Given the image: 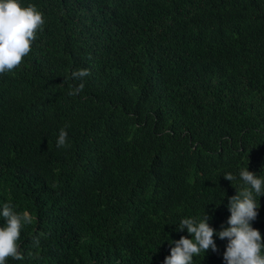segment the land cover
<instances>
[{
    "label": "trees",
    "instance_id": "16d2710c",
    "mask_svg": "<svg viewBox=\"0 0 264 264\" xmlns=\"http://www.w3.org/2000/svg\"><path fill=\"white\" fill-rule=\"evenodd\" d=\"M25 3L45 23L0 73V203L33 221L8 264H163L180 217L220 228L222 173L264 175V0ZM257 212L264 239V195ZM214 238L194 264H225Z\"/></svg>",
    "mask_w": 264,
    "mask_h": 264
},
{
    "label": "clouds",
    "instance_id": "9594fccd",
    "mask_svg": "<svg viewBox=\"0 0 264 264\" xmlns=\"http://www.w3.org/2000/svg\"><path fill=\"white\" fill-rule=\"evenodd\" d=\"M44 23L43 13L34 3L0 0V73L11 71L21 63ZM89 73L90 69L86 67L72 70L71 77L80 82L72 87L69 95H76L84 89L82 78ZM67 143V129L61 128L56 145L61 147ZM222 175L232 184L234 180L239 181L233 184L235 194L228 196L230 215L226 222L220 228L212 226L205 207L202 213L180 217L178 222H174L176 230H186L189 235L167 239L170 252L164 257L163 264H194V257L205 254L209 248L217 249L214 234L222 240L227 238L223 252L225 264H264V239L252 223L258 215L260 197L264 195V175L261 171L249 170L248 162L237 172L225 171ZM0 219L4 221L0 224V264H8V258L23 260L21 230L32 223L33 216L27 210L18 211L9 200L0 203Z\"/></svg>",
    "mask_w": 264,
    "mask_h": 264
}]
</instances>
